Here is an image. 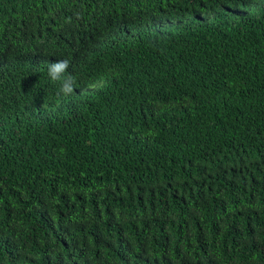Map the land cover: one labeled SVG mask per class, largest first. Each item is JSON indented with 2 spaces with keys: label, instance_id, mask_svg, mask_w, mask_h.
<instances>
[{
  "label": "trees",
  "instance_id": "obj_1",
  "mask_svg": "<svg viewBox=\"0 0 264 264\" xmlns=\"http://www.w3.org/2000/svg\"><path fill=\"white\" fill-rule=\"evenodd\" d=\"M0 264H264V0H0Z\"/></svg>",
  "mask_w": 264,
  "mask_h": 264
}]
</instances>
